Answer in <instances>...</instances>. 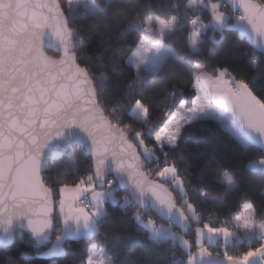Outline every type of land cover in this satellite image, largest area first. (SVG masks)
<instances>
[{
  "label": "snow or ice",
  "instance_id": "obj_1",
  "mask_svg": "<svg viewBox=\"0 0 264 264\" xmlns=\"http://www.w3.org/2000/svg\"><path fill=\"white\" fill-rule=\"evenodd\" d=\"M75 2L78 0H66V5L62 0H0V231L4 234L0 246L12 243L11 228L19 221L37 246L50 242L55 233V242L44 255L63 254L64 242L75 237L88 242L86 264H124L118 258L119 251L127 248L134 234H109L98 223L109 215L108 196L116 203V177L109 175L114 172L127 176L141 207L150 198L161 221H169L158 222L151 213L146 215L137 208L132 217L135 224L153 240L165 233L173 239L178 237L187 253L185 264H204L206 259L209 264L213 259L224 264H264V220L257 218L255 204L244 199L231 219L212 223L211 217L204 218L200 203L189 196V182L179 164L187 161L183 156L171 157L179 148L184 128L204 114L214 115L217 109L229 113L240 130L257 134L264 146V96L228 66L209 69L197 60L190 65L193 92L174 99L154 115L150 97L143 94L141 70H158L148 64V57L160 55L178 18L149 12L143 17V34L133 45L124 41L141 20L140 12L128 15L118 6L119 0H109L117 5L114 15L124 16L125 23L105 47L115 53L129 50L127 63L134 74L126 87L133 90L139 85L142 93L133 102L132 118L125 120L119 115V105L109 107L102 98L110 86L107 74L94 71L81 58L80 49L86 45L80 35L83 25L76 24L69 14ZM207 2L212 21L222 27L228 11L221 0ZM231 3L235 25L250 29L249 33L241 27L240 35L257 46L264 45V0ZM89 10L93 17L102 18L103 9L96 0H91ZM153 21L158 32L155 39L148 35L154 31ZM190 23L187 36L197 48L200 31L206 25L200 16L192 17ZM169 51L175 54L173 49ZM73 129L84 134L91 164L86 172L71 179L56 170L53 183L46 177L49 162L63 150L55 155H50V150L57 141L66 140L70 145ZM233 135L248 146L236 132ZM256 165L264 171V155L249 161L250 167ZM220 172L229 190L238 187L228 168L220 167ZM201 192L207 198L208 192ZM123 199L121 208L127 209L129 198ZM172 221L185 229L194 224V239L170 231ZM257 225L262 233L260 242L249 244L241 252L230 250L228 242L235 229L250 233ZM97 235L104 237L103 247L93 242ZM216 236L223 239L220 250H213L208 243Z\"/></svg>",
  "mask_w": 264,
  "mask_h": 264
},
{
  "label": "trees",
  "instance_id": "obj_2",
  "mask_svg": "<svg viewBox=\"0 0 264 264\" xmlns=\"http://www.w3.org/2000/svg\"><path fill=\"white\" fill-rule=\"evenodd\" d=\"M66 5V0H62ZM226 2V1H224ZM222 2V6L223 3ZM228 3V2H227ZM103 9L101 19L93 17L90 12L91 0H78L70 10V16L75 18L86 41L80 49L81 58L87 61L96 72H105L109 77V87L103 92L102 98L111 107L119 105V115L125 120L131 119L130 110L136 97L142 93L139 85L129 90L126 85L134 74V69L127 63L128 49L115 53L113 48L105 47L125 23L124 16L116 17L113 8L117 6L109 0H96ZM229 4V3H228ZM128 15L140 12L141 20L127 33L124 42L135 44L143 34L146 24L143 17L154 12L162 17L177 16L176 27L167 34L165 45L175 52L164 61L162 68L157 71L141 70L144 81V93L152 105L154 115L163 108L171 105L174 99L190 95V67L188 63L199 61L209 69L217 66H228L239 77L252 82L258 95L264 96V51L257 50L245 36L229 21L222 30L215 29L211 22L210 11L199 0H119V5ZM226 10L230 9V5ZM200 16L205 27L202 29L198 48L195 50L188 39L191 31L190 20ZM51 52V50H49ZM257 54L258 59L252 57ZM177 57H182L183 61ZM175 93V97H173ZM115 118V117H114ZM138 118L136 121L137 122ZM264 155V149L256 144L247 147L241 144L233 133L226 129L218 120L199 118L187 125L182 133L179 148L171 153L172 158L183 156L187 163L180 161V168L189 182V196L198 201L204 218L211 217L212 223L222 221L225 217L231 219L237 212L244 199L251 200L257 208V217L264 220V171L255 170L249 166V161ZM91 164V156L86 148L71 146L61 160H51L46 177L55 182L56 170L69 179L83 174ZM220 167L230 170L235 177L238 187L229 190L225 183ZM206 175L205 179H201ZM115 193L119 196L128 195L126 190L114 185ZM207 191L205 198L201 191ZM129 196V195H128ZM215 196L217 199H213ZM130 197V196H129ZM121 201L107 200L109 215L101 217L98 223L109 234L127 235L134 237L127 241V248L119 251V260L124 264H185L187 255L183 244L170 236H162L158 240L149 237L147 231L136 225L133 213L137 208L145 213H151L161 221V218L150 208L143 209L130 198L127 209L121 208ZM171 227L180 231L186 238L194 239V224H190L186 232L171 223ZM55 241V233L51 240L37 246V241L27 231H17L12 244L0 246V264H86V249L88 242L83 239L69 238L64 242V253L60 255H44ZM98 247L104 246V237L97 235L93 241ZM260 242L254 238L251 244ZM221 242L210 246L220 250ZM245 240L236 239L228 244L230 250L241 252L248 246ZM110 254L113 250L109 246ZM11 258V259H9Z\"/></svg>",
  "mask_w": 264,
  "mask_h": 264
},
{
  "label": "crops",
  "instance_id": "obj_3",
  "mask_svg": "<svg viewBox=\"0 0 264 264\" xmlns=\"http://www.w3.org/2000/svg\"><path fill=\"white\" fill-rule=\"evenodd\" d=\"M199 1H200V0H199ZM224 1L228 2L229 5H230V9L227 10L228 13H229V15H228V17L226 18L225 23H224V25H223L222 27L219 26V25H217L216 23H214V22L211 20L210 23L213 25V27H214L215 29L222 30L224 27H226V26L228 25L229 21H231L232 25H233L234 27H236V28L239 30V32H240V28L242 27V28H244L245 30L249 31V33H250V29H248L247 25H240V26H236V25H235L234 15H233V5H232V3H231V0H221V4H222V2H224ZM200 3H201V2H200ZM201 4L209 9V5H208L207 0H204V2L201 3ZM191 27H192V25H191ZM201 33H202V29H201V31H200L199 41H200V39H201ZM245 37H246V36H245ZM247 38H248V37H247ZM248 39H249V41L255 46V48H256L257 50L264 51V45L257 46V45H255V44L251 41L250 38H248ZM197 48H198V47H197ZM197 48H194V49L196 50ZM169 49H172V48L165 46V48H162V49H161L160 54L163 53V52H164V54L161 56V60H160V62H159L160 65H159V67H158V70L162 68V64H163L164 61L168 60L171 56H174V55H175V54H173L172 52H170ZM150 63H151V62H150ZM150 63H149V64H150ZM188 65H189V67H190L191 63H188ZM156 71H157V70H156ZM200 118H213V119H216V120H218V121H219V122H220V123L226 128V129L230 130L232 133L236 132L240 137L244 138L243 142H244L245 144H247V145H249V144H256V145H258V146H260V147H262V148L264 149V146H262V144H261L260 137H259L257 134L252 133L251 131H249V130H247V129L240 130V129H239V125L237 124V122H236L235 120H233V118L231 117V115H230L229 113H227V112H225V111H223V110L217 109V110H215V114H214V115L208 113V114H204V115H202ZM252 168L255 169V170H259V171H261V169H260V167H259L258 165H256V166H252ZM257 218H258V217H257ZM258 219H259V218H258ZM170 231H171V229H170ZM260 233H261V230H260V228H259L258 225H257V226H254V227H253V230H252L250 233L246 232V231L243 230V229H235L234 232H233V234H232V236H231V238H230V240H229V242H228V244L232 243L233 241H235L236 239H239V238L242 237V236H244V237L246 238V237H249L250 235H255V234H260ZM162 236H170V237H172L169 233H165V234H163ZM162 236H161V237H162ZM161 237H160V238H161ZM260 238H261V237H260ZM176 239L179 240L178 237H177ZM179 241H180V240H179ZM211 241H214V242H221L220 244H223V239H222V237H220V236L213 237V239H212ZM211 241H210V242H211ZM180 242H181V241H180ZM206 242H207V241H206ZM210 242H209V244H210ZM204 264H209V261L206 259V260L204 261ZM213 264H224V262H223V261H215V260L213 259ZM254 264H255V262H254Z\"/></svg>",
  "mask_w": 264,
  "mask_h": 264
},
{
  "label": "water",
  "instance_id": "obj_4",
  "mask_svg": "<svg viewBox=\"0 0 264 264\" xmlns=\"http://www.w3.org/2000/svg\"><path fill=\"white\" fill-rule=\"evenodd\" d=\"M49 46L51 47L50 44H49ZM49 50H51V49H49ZM57 145H59V147H57ZM75 145H80V146L86 148L87 153L91 156L90 149L88 147V143H87L86 139H84V134L79 129H73L72 130V132H71V144L70 145L67 144L66 140L57 141L56 144H54L52 146L49 154L50 155H55L56 153H60L63 150L62 151V155L59 156L57 159H54V160H61L63 158V156L65 155V153L68 151V149L71 146H75ZM109 175H114L116 177V181H117L119 187L124 189V190H126L128 195L130 196V198L140 205V202H139L137 196L135 195L134 191L131 189V187H130V185L128 183L127 176H123V175H120V174L114 173V172H110ZM148 207H150L156 213V215L158 217H160L159 214L154 209L150 198L147 200L146 205L144 207H142V208L146 209ZM164 221L169 222L166 219ZM171 223L174 226H176L177 228H179L182 232H186L188 227H189V225L191 224V223H189L188 227L185 229L184 227H182L180 225V223L178 221H172ZM17 231H27L28 232V230L19 221L15 222L14 225L12 226V228H11V232L14 234V239H15V233ZM3 235H4L3 232L0 231V236H3ZM14 239H13V241H14ZM50 240H51V236H50ZM13 241H12V243H13Z\"/></svg>",
  "mask_w": 264,
  "mask_h": 264
},
{
  "label": "rangeland",
  "instance_id": "obj_5",
  "mask_svg": "<svg viewBox=\"0 0 264 264\" xmlns=\"http://www.w3.org/2000/svg\"><path fill=\"white\" fill-rule=\"evenodd\" d=\"M155 28H156V24H155V21H153V29H154V31L152 32V33H148V35L150 36V38H152V39H155L157 36H158V32L155 30ZM174 30V29H173ZM172 30V31H173ZM171 31V32H172ZM170 33V32H169ZM166 46V45H165ZM168 47V46H167ZM165 48V47H164ZM164 54V52L163 53H161L159 56H157L155 53H153V54H150L149 55V57H148V64L150 65V66H152V65H155V66H157V68L159 67V65H160V60H161V56ZM114 195H115V199H116V201H121V204H123L124 203V197L125 196H127L128 198H129V201H130V197L128 196V195H122V196H119V195H117L115 192H114ZM107 200H112L113 201V198H112V196H108V198H107ZM166 224V223H165ZM171 231L172 232H176V233H180V234H182L180 231H177V230H175V229H173L172 227H171ZM72 238H75V237H72ZM55 242V241H54ZM53 242V243H54ZM209 243V242H208ZM52 246V245H51ZM63 249H64V245H63ZM46 252H47V250H46ZM63 253H64V250H63ZM56 255H60V254H56Z\"/></svg>",
  "mask_w": 264,
  "mask_h": 264
},
{
  "label": "built area",
  "instance_id": "obj_6",
  "mask_svg": "<svg viewBox=\"0 0 264 264\" xmlns=\"http://www.w3.org/2000/svg\"><path fill=\"white\" fill-rule=\"evenodd\" d=\"M223 7L224 8H228L229 7V4L227 3V2H224L223 3ZM254 56H256L257 58H258V55L257 54H255ZM261 235H262V233H260V234H255V235H250L249 237H244V236H242V237H240L238 240H245L246 242H247V244H251L252 242H253V239L254 238H260L261 237ZM216 244V242H214V241H211L210 242V244H209V246H214ZM186 258V256L184 257V259Z\"/></svg>",
  "mask_w": 264,
  "mask_h": 264
}]
</instances>
